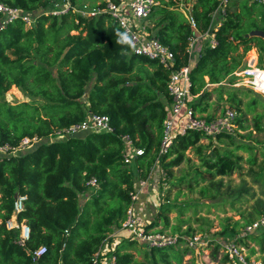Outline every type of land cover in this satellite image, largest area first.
<instances>
[{
  "label": "trees",
  "instance_id": "trees-1",
  "mask_svg": "<svg viewBox=\"0 0 264 264\" xmlns=\"http://www.w3.org/2000/svg\"><path fill=\"white\" fill-rule=\"evenodd\" d=\"M87 1L92 3L90 9L104 7L101 0ZM157 1L146 19L147 28L173 52L171 69L190 66L188 103L193 115L212 119L207 113L213 96L216 103H227L236 113L233 132L212 135L189 128L176 134L164 154L159 153V147L171 103L167 92L170 70L156 59L132 53L128 36V43H119L118 34L125 33L109 12L96 16L78 13L76 4L80 0H71L68 9L59 14L47 10L51 0H0L33 18L30 25L17 17L0 26V145L14 147L23 137L41 139L21 153L0 154V264H93L103 246L123 228L127 211L134 204V171L138 181H147L156 164L170 180L173 168L187 162L188 178L172 180L171 186L181 191L204 182L210 187L200 190L211 188L217 194L224 177L234 172L239 178L245 175L241 165L245 160L250 164L246 174L259 186V194L242 180L229 196L233 202L246 198L253 203L240 213L242 222L232 221L231 229L224 225L218 235L226 238L239 225L264 217V166L256 171L255 157L249 155L250 145L234 139L236 131L246 128L244 116L257 112L258 100L250 88L217 85L244 65L245 54L252 48L256 49L257 66L264 67V36L249 35L252 30L264 34V5L228 0L225 16L213 31L214 45L206 42L190 63L188 43L194 33L209 30L219 0H193L189 16L178 8V0ZM238 79L232 76L229 83ZM12 87L30 100H3ZM88 113L107 115L112 132L84 131L48 140L56 130L83 121ZM254 124L261 130L258 121ZM123 135L143 149L129 163L123 160ZM201 139L229 141L234 147L213 148V153L207 154ZM238 150L249 156L243 159ZM93 178L96 184L90 185ZM170 191L162 197L168 200ZM18 195L25 199L16 219L30 229L24 243H19L18 229L6 226ZM171 208L168 202L160 205L156 217L143 227L144 232H151L161 223L167 226ZM155 232L162 234L164 230ZM232 237L250 249L249 255L259 254L264 261V225ZM210 243L212 261H217L221 252L218 261L228 264L221 243ZM183 244L182 252L176 249ZM41 245L46 250L33 261L32 253ZM189 249L182 237H177L173 245L147 248L133 237L121 236L108 255L113 257V264H182ZM135 253L141 254L144 262L137 261Z\"/></svg>",
  "mask_w": 264,
  "mask_h": 264
},
{
  "label": "built area",
  "instance_id": "built-area-1",
  "mask_svg": "<svg viewBox=\"0 0 264 264\" xmlns=\"http://www.w3.org/2000/svg\"><path fill=\"white\" fill-rule=\"evenodd\" d=\"M54 9L50 12L59 14L68 9L71 5V0H51ZM104 2V7H95L88 10L77 9L78 13L83 15L96 16L103 11H107L113 17L117 25L130 38L131 52L137 55L147 56L156 59L165 69H169V78L167 81V92L171 98V103L168 106V114L163 122V136L159 147V153L164 154L171 146L173 138L178 133H184L186 129H201L208 134H215L221 131L231 133L235 128L236 113L231 110H225V113L216 121H209L193 115V110L189 106L191 98L189 90V65H183L176 69H171L175 62L173 52L163 45L155 36L150 34L147 28V18L155 6L158 5L157 0H101ZM260 5L264 4V0H251ZM228 0H219L218 7L212 13V23L209 30L204 33H194L191 37L187 51L189 53L190 63L194 53V42L205 35L208 36V46H213L215 43L213 31L218 28L222 19L225 16V7ZM98 4L100 2H97ZM0 15L2 16L0 26L6 22L20 17L27 25H30L33 18L29 13L22 11L19 8L9 7L0 2ZM190 22L194 25L191 17ZM240 75L245 83V86L264 96V67L257 66L256 57H250L244 62V65L236 72ZM84 131L97 132H112V127L109 123V118L104 114L88 113L86 118L69 127L56 130L51 134L48 140L65 139L73 135H77ZM125 143V151L123 160L129 163L132 157L140 155L143 152L142 148L135 147L131 139L127 135H123ZM41 141L37 136L23 137L19 143L11 147L9 145H0V154H16L29 150ZM90 185H95L96 180L93 178L89 181ZM140 188L146 184V181H139ZM133 198H135L133 196ZM24 195H18L13 202V214L6 221V226L9 229L19 230V243H24L29 238L30 229L24 221H18L16 214L23 210ZM264 225V217H260L250 223L247 232ZM123 227L128 231V236L133 237L149 248L152 246L173 245L176 243L177 237L165 236L161 233H145L144 229L137 225L134 218L132 208L127 211V218L123 223ZM201 242V236H194L188 240V245ZM222 247L227 256L228 264H264V261L255 260L252 256L244 253V248L234 242H225ZM44 245L37 247L32 253V260L36 261L44 252ZM97 263V258L93 264Z\"/></svg>",
  "mask_w": 264,
  "mask_h": 264
},
{
  "label": "rangeland",
  "instance_id": "rangeland-1",
  "mask_svg": "<svg viewBox=\"0 0 264 264\" xmlns=\"http://www.w3.org/2000/svg\"><path fill=\"white\" fill-rule=\"evenodd\" d=\"M192 2L193 0H178V8L186 16H189ZM91 4V1L80 0V2L76 4V7H78V9L80 10H88L90 9L89 7ZM54 8L55 7H53V5H50L47 10L50 11ZM206 42H209V38L207 35L199 37V39L194 42L195 46L194 53L193 55H191L192 59H195V53L197 54L198 50L203 47ZM253 56H257L255 48H252L245 54L243 62H246L248 58ZM238 70L233 72L231 76L227 77L224 81L217 85L229 89H232L233 86L249 89L247 86H245L243 78L240 75L236 74ZM232 76L239 77V79L238 81H236V83L231 85L229 83V79ZM217 85H209L208 87H217ZM251 94L258 100L256 107L257 112H255L254 114L250 113L244 116L243 121L246 128L236 131L234 134V139L236 143L246 142L250 145L251 151L249 155L253 154V156L255 157L253 168L258 171L260 166H264V96L257 92ZM2 98L7 102L30 100L28 96L24 94L22 95L14 87L7 91ZM212 98V103L207 114H212V121H216L219 116H222V113L225 110L230 108V106L229 104L224 102L216 103V96H213ZM207 114H204L203 117ZM237 115H239L238 112ZM258 115L259 118L257 119ZM256 121H258L261 126V130L259 131L256 129L254 124ZM200 142L204 144V151L207 154L213 153V148H217L218 150H228L234 147L233 143H229V141L224 140L214 139L213 142H209L206 139H201ZM237 152L243 156V159H246L249 156L247 152H243L241 150H238ZM193 161L196 164L198 163V160H195V156ZM241 165L244 168L243 172L245 173V175L242 178H239L236 172H234L231 176L224 177V185L222 187V190H220L217 194L215 193V191L212 192L211 188H209V191L200 190V187L203 186L210 187L209 185H207L208 183L204 182L200 183L194 189L183 187L181 191H178L173 186H171L170 182L172 180L188 178L186 171L189 170L190 166L187 164V162H182L179 166L173 168L174 177L170 180H167L161 168L156 164L154 169L152 170L149 180H147L146 184L141 188L138 184L139 181L134 171L135 201L132 205V211L137 225L143 228L147 223H149L156 217L160 205H162L164 202H168V204L172 206V210L168 214V225L163 226V224L161 223L159 226H157L156 229L151 230V233H156L155 231H157V229H163L164 232L162 234H164L165 236L182 237L184 240H186V245L187 247H190V249L189 251H187L188 253L183 256L182 264H220L218 258L221 257V252L218 253L217 261L213 262L211 259L210 252L212 250L213 244L210 243V241H219L221 243V246L225 243V241L234 242V237L232 236L236 237L242 233H246L247 228L250 226V223H247L245 225L241 224L237 229H235L234 232L229 233L230 235H228L226 238L218 235L217 231H220L224 225H227V227L231 229L232 221L239 220L241 217L240 213L247 209H250L249 206L253 203L252 199L245 200L246 198L240 201L233 202L232 196H229L230 192L234 190L239 184H241V182H243L242 180L245 181V186L253 187V189L258 194L260 191L259 186L254 185L251 177L246 174V171L250 167V164L246 163L245 160H242ZM133 170H135V168H133ZM168 189H170L171 191L168 200H166L165 197L162 196ZM213 195L215 196V198H213ZM246 197L248 198V196ZM181 205H184L183 209L180 208ZM226 217H230L231 220H227ZM239 221L242 222V220ZM199 235L202 239L201 242H194L192 246L187 244L189 239ZM121 236H128V231H126L124 227L116 231L111 243H106L103 246L100 251V257L97 260L96 264H113V257L108 255V252H110V249L116 242H118ZM234 243L239 245L237 242ZM184 248V244L176 247V249L180 252H182ZM243 248L244 253L249 255L250 249L246 246H243ZM249 256H252V258L255 260L263 261L259 254ZM135 257L137 261L144 262L143 256L141 254L135 253ZM172 264L176 263L172 262Z\"/></svg>",
  "mask_w": 264,
  "mask_h": 264
},
{
  "label": "clouds",
  "instance_id": "clouds-1",
  "mask_svg": "<svg viewBox=\"0 0 264 264\" xmlns=\"http://www.w3.org/2000/svg\"><path fill=\"white\" fill-rule=\"evenodd\" d=\"M120 36V40L118 41L121 44L128 43V37L126 34H118Z\"/></svg>",
  "mask_w": 264,
  "mask_h": 264
},
{
  "label": "water",
  "instance_id": "water-1",
  "mask_svg": "<svg viewBox=\"0 0 264 264\" xmlns=\"http://www.w3.org/2000/svg\"><path fill=\"white\" fill-rule=\"evenodd\" d=\"M249 35L264 36V34H263V32L261 30H252V31H250Z\"/></svg>",
  "mask_w": 264,
  "mask_h": 264
},
{
  "label": "crops",
  "instance_id": "crops-1",
  "mask_svg": "<svg viewBox=\"0 0 264 264\" xmlns=\"http://www.w3.org/2000/svg\"><path fill=\"white\" fill-rule=\"evenodd\" d=\"M196 59V58H195Z\"/></svg>",
  "mask_w": 264,
  "mask_h": 264
}]
</instances>
